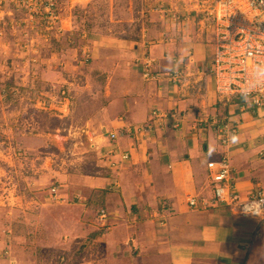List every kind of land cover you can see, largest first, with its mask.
Wrapping results in <instances>:
<instances>
[{
  "label": "rangeland",
  "instance_id": "rangeland-1",
  "mask_svg": "<svg viewBox=\"0 0 264 264\" xmlns=\"http://www.w3.org/2000/svg\"><path fill=\"white\" fill-rule=\"evenodd\" d=\"M151 1L62 0L61 25L70 31L47 39L42 23L22 22L25 13L20 9L12 11V17L3 18L0 264L101 263L93 261L90 253L77 254L93 245L89 241L92 232L117 225L111 214L101 225L97 214L105 206L97 193L81 187L82 177L116 173L122 163L110 156L115 164L110 166L108 149L103 146L104 138L110 140L103 114L110 89L117 88L108 80L110 64L124 61L120 50L127 48L128 42L140 40L147 30L154 34L164 31L166 39L173 34L176 41L182 33H188V26L194 29L191 24L177 25L161 19L148 8ZM150 54L147 49L144 62L153 59ZM143 69L142 64L141 74ZM243 103L254 110L244 99ZM262 140L264 147V137ZM113 184L109 192L118 187ZM52 187L65 202L52 198ZM76 193L81 195L79 199H74ZM80 220L79 226L85 224L87 229L77 232ZM122 222L128 224L130 220L123 215ZM76 233L78 237H73Z\"/></svg>",
  "mask_w": 264,
  "mask_h": 264
},
{
  "label": "crops",
  "instance_id": "crops-1",
  "mask_svg": "<svg viewBox=\"0 0 264 264\" xmlns=\"http://www.w3.org/2000/svg\"><path fill=\"white\" fill-rule=\"evenodd\" d=\"M191 26L193 31L188 26L176 41L173 34L166 39L164 31L147 30L120 50L124 61L110 64L108 80L117 88L109 91L103 123L107 133L118 137L114 143L104 138L103 146L112 148L115 158L124 151L129 158L116 173L81 178L82 189L97 193L117 225L92 232L88 238L93 245L83 247L78 257L90 253L99 264H264V220L236 215L220 204L202 211L187 205L192 196L212 199L207 163L223 150L240 195L264 194V110H252L243 99L217 96L212 76L203 78L195 71L208 67L214 45L211 34ZM147 49L159 71L156 80L145 81L140 71ZM175 59L187 66L177 88L168 81V73L180 64ZM158 108L176 113L175 119L163 120L148 136L125 133L129 126L143 125ZM214 116L237 123L238 143L220 148ZM111 182L118 187L109 192ZM123 215L128 224L120 223ZM80 222L77 232L87 229Z\"/></svg>",
  "mask_w": 264,
  "mask_h": 264
},
{
  "label": "built area",
  "instance_id": "built-area-1",
  "mask_svg": "<svg viewBox=\"0 0 264 264\" xmlns=\"http://www.w3.org/2000/svg\"><path fill=\"white\" fill-rule=\"evenodd\" d=\"M70 1L80 3L83 0ZM61 2L62 0H0V33L5 27L3 18L12 17L11 12L17 13L19 9L25 13L22 22L42 23V33L46 39L63 30H70V28H63L61 25L59 11ZM148 8L153 13H158L161 19L177 25H195L200 34H211L214 51L210 64L207 68L196 67L195 71L203 75V78L208 75L212 76L217 96L221 98L241 97L239 89L245 78V70L254 60V53L264 52V2L262 0H152ZM252 9L259 10L261 15L255 16ZM32 45L29 47L31 48ZM222 55L224 57L231 55V61H225L222 65ZM154 63V59H148L143 63L142 76L144 79L156 80L160 76L158 69L154 68ZM222 67L223 70H230L232 74L231 91L227 95H221L216 88L217 74L222 70ZM183 68L187 69V66L182 63L168 73V81L173 87L177 88L183 81L182 79L185 77ZM256 95L257 101H249V103L255 111L264 110V90ZM175 117L176 113L174 112L163 113L159 109L153 110L145 124L129 126L125 132L129 136H148L156 129L155 127L161 125L163 120L175 119ZM211 121L214 123L218 145L220 148L227 147L230 144L228 137L233 133L237 134V123L229 122L226 119L218 120V117H214ZM108 136L111 141L116 138L115 133H109ZM106 152L110 166H115L114 161L109 159L112 156V151L107 150ZM260 157L262 160L264 159V148ZM117 158L119 162H123L129 158V153L124 151ZM207 169L212 186V199L208 201L202 198L196 199L194 196L188 197L186 201L190 209L202 211L212 207L213 204H220L228 207L236 215L258 221L264 220V217L259 219L241 212V206H238L240 203L249 199L264 198V194L260 190H255L246 196L240 195L236 189L235 171L225 150L221 152L217 160L207 163ZM113 185L117 186L116 183ZM50 193L52 198L57 199L60 203L66 201L65 198L57 195L55 187L51 188ZM77 198L78 196L75 199ZM162 210H165V207ZM108 215L105 209L99 210L97 219L101 225H105L103 220L107 219Z\"/></svg>",
  "mask_w": 264,
  "mask_h": 264
},
{
  "label": "clouds",
  "instance_id": "clouds-1",
  "mask_svg": "<svg viewBox=\"0 0 264 264\" xmlns=\"http://www.w3.org/2000/svg\"><path fill=\"white\" fill-rule=\"evenodd\" d=\"M264 2V0H262ZM255 16L261 15V12L257 9H252ZM254 60L249 64L245 70V78L242 82V86L239 89V94L245 100V102H256L258 97L256 93H260L264 90V52L254 53ZM222 65L225 61H231V55L221 57ZM231 79L232 74L230 70H222L217 74L216 88L221 95H227L231 91ZM239 141V136L236 133L231 134L228 137V142L236 144ZM211 152H209V155ZM238 206L245 215H251L261 219L264 217V198L249 199L240 203Z\"/></svg>",
  "mask_w": 264,
  "mask_h": 264
},
{
  "label": "trees",
  "instance_id": "trees-1",
  "mask_svg": "<svg viewBox=\"0 0 264 264\" xmlns=\"http://www.w3.org/2000/svg\"><path fill=\"white\" fill-rule=\"evenodd\" d=\"M232 98H234V99H239V101L242 99L240 96H234V97H232Z\"/></svg>",
  "mask_w": 264,
  "mask_h": 264
}]
</instances>
